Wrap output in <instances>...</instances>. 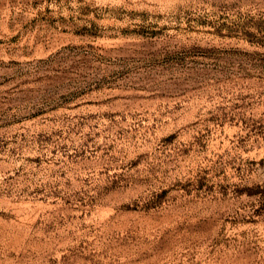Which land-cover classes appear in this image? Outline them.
Here are the masks:
<instances>
[{
    "label": "rangeland",
    "instance_id": "374dc122",
    "mask_svg": "<svg viewBox=\"0 0 264 264\" xmlns=\"http://www.w3.org/2000/svg\"><path fill=\"white\" fill-rule=\"evenodd\" d=\"M264 0H0V264H264Z\"/></svg>",
    "mask_w": 264,
    "mask_h": 264
},
{
    "label": "trees",
    "instance_id": "16d2710c",
    "mask_svg": "<svg viewBox=\"0 0 264 264\" xmlns=\"http://www.w3.org/2000/svg\"><path fill=\"white\" fill-rule=\"evenodd\" d=\"M253 194H259V195H263L264 194V185H259L257 190H254V192H252Z\"/></svg>",
    "mask_w": 264,
    "mask_h": 264
}]
</instances>
